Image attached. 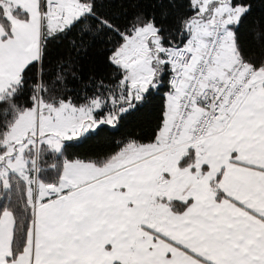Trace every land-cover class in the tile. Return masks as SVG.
<instances>
[{
	"label": "snow or ice",
	"instance_id": "6c2138e0",
	"mask_svg": "<svg viewBox=\"0 0 264 264\" xmlns=\"http://www.w3.org/2000/svg\"><path fill=\"white\" fill-rule=\"evenodd\" d=\"M0 264H264V0H0Z\"/></svg>",
	"mask_w": 264,
	"mask_h": 264
}]
</instances>
